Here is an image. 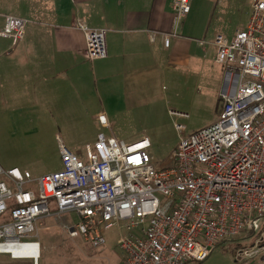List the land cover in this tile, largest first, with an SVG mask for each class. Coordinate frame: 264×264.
Segmentation results:
<instances>
[{
  "label": "built area",
  "instance_id": "obj_1",
  "mask_svg": "<svg viewBox=\"0 0 264 264\" xmlns=\"http://www.w3.org/2000/svg\"><path fill=\"white\" fill-rule=\"evenodd\" d=\"M173 32L190 12L189 0H172ZM28 21L5 16L0 38L14 46ZM86 61L107 57L106 30L81 21ZM215 62L224 68L217 120L185 135L157 168L148 138L125 143L99 132L79 158L58 142L62 168L33 177L28 170L0 166V254L5 247L40 250L35 238L43 219L71 215L69 238L92 248L106 244L118 228L120 264H200L213 249L245 233H256L264 217V0H250L245 27L212 40ZM179 116H185L178 113ZM97 121L109 127L104 112ZM35 264L37 262L35 261Z\"/></svg>",
  "mask_w": 264,
  "mask_h": 264
},
{
  "label": "rangeland",
  "instance_id": "obj_2",
  "mask_svg": "<svg viewBox=\"0 0 264 264\" xmlns=\"http://www.w3.org/2000/svg\"><path fill=\"white\" fill-rule=\"evenodd\" d=\"M249 1L201 0L194 7L191 3L187 29L179 33L181 37L175 44L170 37V49L164 52L166 56L168 52L172 54L165 65L164 78L160 80L157 73L150 95H140L132 103L102 89L94 91L89 99L76 100L60 94L54 110L47 108L48 100L21 98L19 67L5 68L7 63L19 66L18 55H5L9 41L0 38V166L28 170L35 178L58 171L62 168L59 141L85 160L86 145L92 144L99 132L125 143L148 138L152 164L159 169L172 166L170 156L182 136L176 126H185L184 134L188 135L218 118L224 68L214 62L212 39L218 33L231 35L246 26ZM8 3L12 8L5 10L6 14L22 18V7ZM155 70L159 71L158 64ZM100 112L105 113L109 127L103 128L97 121ZM50 212L52 216L42 220L36 233L35 240L40 243L38 264L121 263L118 228L105 233V246L92 248L83 239H72L66 234L64 228L72 218L70 214L55 216L52 203ZM258 223L256 233H245L216 246L200 264H264V217ZM0 264L35 262L0 254Z\"/></svg>",
  "mask_w": 264,
  "mask_h": 264
},
{
  "label": "crops",
  "instance_id": "obj_3",
  "mask_svg": "<svg viewBox=\"0 0 264 264\" xmlns=\"http://www.w3.org/2000/svg\"><path fill=\"white\" fill-rule=\"evenodd\" d=\"M189 1L190 12L179 25L174 44L187 29L192 4L198 6L201 0ZM8 2L22 7V19L28 25L23 39L14 46L4 39L9 41L5 55L13 52L19 59V66L7 63L5 68L19 67L21 98L48 100L50 110L57 109L58 96L64 93L80 100L102 89L121 95L127 103L140 95L148 97L157 73L162 80L165 65L172 59L171 52L164 53L170 42L165 47L163 40L173 32L172 0H0V27L5 16L11 15L5 12L12 8ZM78 20L106 30L105 59L86 61L80 54L85 41L75 27ZM158 51L162 53L157 55Z\"/></svg>",
  "mask_w": 264,
  "mask_h": 264
},
{
  "label": "bare ground",
  "instance_id": "obj_4",
  "mask_svg": "<svg viewBox=\"0 0 264 264\" xmlns=\"http://www.w3.org/2000/svg\"><path fill=\"white\" fill-rule=\"evenodd\" d=\"M1 250H9V252L13 254L14 258H22L23 256L26 255L34 257L35 259L33 261L34 262L36 261L37 264L40 257V250L38 251L36 248H32L31 250L27 251V249L25 248L3 246Z\"/></svg>",
  "mask_w": 264,
  "mask_h": 264
},
{
  "label": "trees",
  "instance_id": "obj_5",
  "mask_svg": "<svg viewBox=\"0 0 264 264\" xmlns=\"http://www.w3.org/2000/svg\"><path fill=\"white\" fill-rule=\"evenodd\" d=\"M252 234V232H250Z\"/></svg>",
  "mask_w": 264,
  "mask_h": 264
}]
</instances>
